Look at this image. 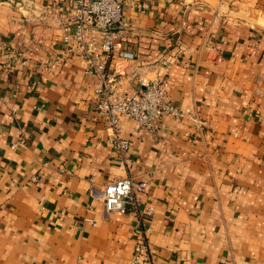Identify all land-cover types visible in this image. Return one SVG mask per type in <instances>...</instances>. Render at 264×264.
Here are the masks:
<instances>
[{"label": "crops", "instance_id": "crops-1", "mask_svg": "<svg viewBox=\"0 0 264 264\" xmlns=\"http://www.w3.org/2000/svg\"><path fill=\"white\" fill-rule=\"evenodd\" d=\"M72 2L0 0V264H264V0L126 5L117 86L165 78L184 115L149 132L122 117L123 153L65 52ZM124 177L148 187L107 212Z\"/></svg>", "mask_w": 264, "mask_h": 264}, {"label": "built area", "instance_id": "built-area-1", "mask_svg": "<svg viewBox=\"0 0 264 264\" xmlns=\"http://www.w3.org/2000/svg\"><path fill=\"white\" fill-rule=\"evenodd\" d=\"M132 0H73L72 24L64 25L63 42L65 52L80 56L87 70L98 78L95 88V108L109 129V141L122 153L129 147V140L121 136L120 121L128 117L138 122L144 131H154L159 121L166 115L182 117L184 113L169 96V86L165 78L141 79V87L134 92L121 90L117 86L118 71L111 68L112 57L119 47L122 32L128 27L125 7ZM31 16L26 20L31 21ZM125 58H133L131 52H122ZM148 182L134 185L131 177L110 181L104 190L107 212H127L129 204L138 200L137 193L144 192ZM154 210L146 207L141 216L150 218ZM150 257L146 241L135 245L134 259L142 261Z\"/></svg>", "mask_w": 264, "mask_h": 264}]
</instances>
